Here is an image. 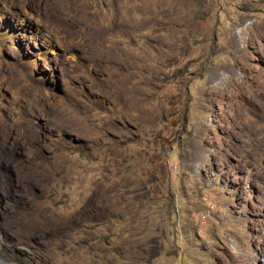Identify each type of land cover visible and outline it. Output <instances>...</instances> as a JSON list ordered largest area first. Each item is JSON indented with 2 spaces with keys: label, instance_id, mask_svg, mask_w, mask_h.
Wrapping results in <instances>:
<instances>
[{
  "label": "rangeland",
  "instance_id": "1",
  "mask_svg": "<svg viewBox=\"0 0 264 264\" xmlns=\"http://www.w3.org/2000/svg\"><path fill=\"white\" fill-rule=\"evenodd\" d=\"M264 0H0V264H264Z\"/></svg>",
  "mask_w": 264,
  "mask_h": 264
},
{
  "label": "water",
  "instance_id": "2",
  "mask_svg": "<svg viewBox=\"0 0 264 264\" xmlns=\"http://www.w3.org/2000/svg\"><path fill=\"white\" fill-rule=\"evenodd\" d=\"M261 163L264 165V158L262 159Z\"/></svg>",
  "mask_w": 264,
  "mask_h": 264
},
{
  "label": "bare ground",
  "instance_id": "3",
  "mask_svg": "<svg viewBox=\"0 0 264 264\" xmlns=\"http://www.w3.org/2000/svg\"><path fill=\"white\" fill-rule=\"evenodd\" d=\"M0 254H1V252H0Z\"/></svg>",
  "mask_w": 264,
  "mask_h": 264
}]
</instances>
